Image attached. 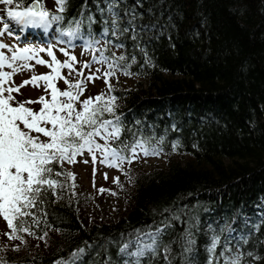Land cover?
Returning <instances> with one entry per match:
<instances>
[{"label":"trees","instance_id":"trees-1","mask_svg":"<svg viewBox=\"0 0 264 264\" xmlns=\"http://www.w3.org/2000/svg\"><path fill=\"white\" fill-rule=\"evenodd\" d=\"M41 3L63 20L26 28L36 41L50 37V47L70 54L74 44L125 57L114 69L120 80L110 82L121 127L111 144L120 150L143 141L159 151L146 157L165 165L147 171L125 159L118 185L125 205L108 221L94 216L92 196L65 163L75 188L61 177L63 189L44 193L33 209L36 236L0 241V260L55 264L75 252V264H207L218 237L213 264L236 256L264 264V0H66L63 13L55 0ZM77 27L83 39L70 45L60 32ZM153 237L155 251L147 248ZM138 248L144 254L132 255Z\"/></svg>","mask_w":264,"mask_h":264},{"label":"snow or ice","instance_id":"snow-or-ice-1","mask_svg":"<svg viewBox=\"0 0 264 264\" xmlns=\"http://www.w3.org/2000/svg\"><path fill=\"white\" fill-rule=\"evenodd\" d=\"M55 3L58 11L63 13L66 0H55ZM0 4L6 6L7 21L20 26L21 32L26 28L48 30L53 24L63 20L61 15L46 10L41 0H33L28 7L18 3L14 5V0H0ZM22 7L23 10H18ZM7 21L4 17H0V24H2L0 37L6 33L13 35ZM106 32L107 30L105 34ZM60 36H67L69 38L67 43L70 45L74 39H83L79 36L78 27L61 31ZM93 43L89 40L87 48L91 49ZM120 46L122 45H118ZM4 49H8L11 55H6ZM45 51L50 60L46 61L39 56L40 52ZM60 51L67 57L64 61L57 59L52 47L13 48L0 41V217L10 230L4 233L10 240L23 241V237L18 235L20 232L36 236L31 228L32 225L39 227L41 220L33 209H37L38 205L44 202V193L51 192L55 195L57 188H64L61 177L73 181L70 187L75 188V174L64 168L65 163H76L77 157L83 156L85 152L95 163L99 153L101 163L108 167L119 168L125 159L131 163L132 159L139 156L137 148L145 156L159 155L157 149L147 147L143 141H136L132 145L126 144L124 149L120 150L112 146L111 142L118 140L121 134L120 117L115 116L116 97L100 93L81 99L86 91V84L94 83L97 79H103L111 92L113 87L109 82L110 78L115 76L114 69L118 66L117 62L123 61L125 57H117L114 53L109 57L104 55V51L97 49L99 56L94 54L91 61L84 62L77 69L75 67L78 63L77 57L65 48H61ZM30 61H35V65L46 66L50 71L40 75L33 74L30 79L16 85L13 80L14 75L24 70L34 69L35 65L29 63ZM93 63L106 65L102 74L99 68L95 72L91 70ZM5 68L11 71H3ZM65 69L68 72L67 76L63 74ZM85 69L89 70L87 76L84 74ZM128 74L130 73L125 72V75ZM59 81H63L66 85L63 90L57 86ZM28 85L34 88L43 87L45 95L36 100L18 101L13 93L21 94L20 89ZM33 104L39 107L34 109L30 106ZM106 114L115 116V121L105 118ZM101 140L104 143H100ZM124 150L131 153L130 158L121 155ZM105 179H107L106 174ZM114 182L119 183V178H114ZM44 215L47 214L44 213ZM26 218L31 220V224ZM45 236L47 232L37 238L43 239ZM154 244L155 237H153V244L147 245V248L155 251ZM218 244L219 238L213 237L208 249L210 256L207 264H213ZM127 247L125 245V249ZM15 250L18 251L19 248ZM79 251L82 253L83 249ZM143 254V248H138L135 253H132L136 256ZM77 255L78 253L74 252L71 254L72 260H57L55 264H75ZM0 264L5 262L0 260ZM224 264H240V257L236 256L232 259L226 257Z\"/></svg>","mask_w":264,"mask_h":264},{"label":"rangeland","instance_id":"rangeland-1","mask_svg":"<svg viewBox=\"0 0 264 264\" xmlns=\"http://www.w3.org/2000/svg\"><path fill=\"white\" fill-rule=\"evenodd\" d=\"M0 17H4V20L7 21V17L5 14V8L2 4H0ZM9 22L10 25V31L13 32V35H8L7 33L3 36L0 37V41L3 43L8 44L11 47H24V46H33L35 48H48L50 47L49 44L46 45L45 43L41 41H32V37L35 36H29L31 35L30 31L25 29L23 31L22 35L20 33V30L14 22L7 21ZM0 27L2 28V24H0ZM35 30V29H34ZM36 31V30H35ZM25 34V35H24ZM21 36V37H20ZM24 37H28V39H24ZM17 38V39H16ZM48 39H51L50 37H47ZM37 39V38H36ZM50 41V40H49ZM40 42V43H38ZM72 51L71 54L75 55L77 57L78 63L75 65L77 69L81 67V65L84 62H89L92 60L93 53L90 52L88 49H85L80 46H76L73 44L72 46ZM53 51L55 52V55L57 59L60 61H64L67 59V57L64 56L63 52L60 51L58 48H52ZM6 55H11V53L8 51V49H4ZM39 56L43 59L50 60V57H48L47 52H40ZM29 63L35 65V61H30ZM99 68L101 70V74L106 68V65L102 66L98 63H93L92 65V71L95 72V70ZM3 71H11L8 68L3 69ZM50 69L46 66L42 65H35L34 69L32 71L29 70H24L16 75L13 76V80L16 85H19L22 83L24 80L30 79V77L33 74L40 75V74H45L48 73ZM88 69L84 70L85 76L88 75ZM64 75H68L67 70H63ZM69 79H73V77H69ZM120 80V78L115 75L114 77L110 78L111 83L115 82L114 80ZM122 81V80H121ZM120 81V82H121ZM125 85L128 86H133L134 83L132 80H126L124 81ZM57 86L63 90L66 85L64 84L63 81H60V84L58 82ZM19 95L16 93H13L14 96H16V99L18 101H23V100H36L38 97L45 95L43 87L39 88H34L31 85L25 86L20 89ZM100 93H106L109 95L108 88L104 82L103 79H97L95 80L94 83H87L86 84V91L84 92V95L81 97V99H85L89 96H96ZM100 143H104L102 140L99 141ZM87 160V163H84L83 161ZM101 157L100 154H97V160L95 163L92 162L90 155L85 152L83 156H78L77 157V162L74 164H67L68 169L73 170V172L77 176V181H78V187L81 191L87 192L92 196L93 201L91 203V210L94 214L95 217H99L103 220H108L112 221L114 219H117L118 217V210H122V208L125 205V198L126 194L121 188L120 180L119 183L114 182V178L118 177L120 178L121 174L123 172L119 171V168L122 166H125L124 163L122 162L120 167H108L104 163L100 162ZM134 165H141L144 167L145 170L150 171L153 168L157 166H164L165 161L163 157H146L143 155V153H139V156L135 158L134 160ZM126 168V167H125ZM105 174L107 175V179H105ZM100 189H106L107 191L100 192ZM113 193H115L113 195ZM8 230L6 222L3 220L2 217H0V241H4L7 239V236L4 235ZM146 247V246H145ZM135 257V256H134Z\"/></svg>","mask_w":264,"mask_h":264},{"label":"bare ground","instance_id":"bare-ground-1","mask_svg":"<svg viewBox=\"0 0 264 264\" xmlns=\"http://www.w3.org/2000/svg\"><path fill=\"white\" fill-rule=\"evenodd\" d=\"M195 108V107H194ZM199 108H201V107H199ZM193 110H195V109H193ZM187 112H188V110H187ZM190 112V111H189ZM188 112V113H189ZM199 112V111H198ZM197 113V112H196ZM187 115V114H186ZM194 115V114H193ZM184 127H186V126H184ZM178 129V128H177ZM180 130V129H179ZM184 130H185V128H184ZM186 131V130H185ZM180 133H181V131H180ZM185 134V133H184ZM187 134V133H186ZM193 134V133H192ZM183 135V134H182ZM195 135V134H194ZM185 136V135H184ZM190 136H192V135H190ZM195 136H197V135H195ZM194 137V136H193ZM198 137V136H197ZM195 138V137H194ZM189 140V139H188ZM191 140V139H190ZM196 141V140H195ZM191 142V141H190ZM193 142V141H192ZM197 143H199L198 141H197ZM195 145V144H194ZM264 149V148H263ZM261 152V151H260ZM252 154V153H251ZM261 154H262V152H261ZM264 155V154H263ZM246 158H248V157H246ZM253 158V157H252ZM251 159V158H250ZM228 160V159H227ZM239 160V159H238ZM258 160V159H257ZM231 161V160H230ZM248 161V160H247ZM254 161V160H253ZM263 161V160H262ZM242 163H244V162H242ZM255 165V164H254ZM258 165V164H257ZM253 167V166H252ZM259 167V166H258ZM261 169V168H260ZM259 169V170H260ZM256 170V169H255ZM258 170V171H259ZM252 174V173H251ZM259 174V173H258ZM218 189V188H217ZM219 190H221V189H219ZM220 192V191H219ZM231 197V196H230ZM229 198V197H228ZM234 199V198H233ZM235 200V199H234ZM239 202V201H238ZM242 202H244V201H242ZM235 203V202H234ZM237 203V202H236ZM239 204V203H238ZM231 205V204H230ZM242 205V204H241ZM232 208V207H231Z\"/></svg>","mask_w":264,"mask_h":264}]
</instances>
